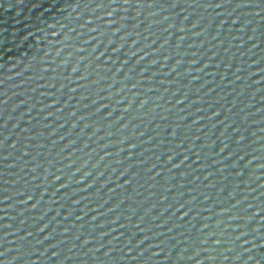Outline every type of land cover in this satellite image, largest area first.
<instances>
[{
  "label": "water",
  "instance_id": "obj_1",
  "mask_svg": "<svg viewBox=\"0 0 264 264\" xmlns=\"http://www.w3.org/2000/svg\"><path fill=\"white\" fill-rule=\"evenodd\" d=\"M0 264H264V0H0Z\"/></svg>",
  "mask_w": 264,
  "mask_h": 264
}]
</instances>
